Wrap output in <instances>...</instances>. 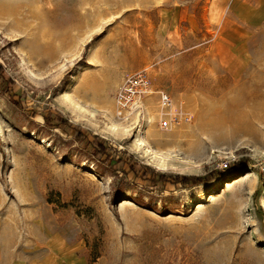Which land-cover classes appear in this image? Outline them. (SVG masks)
<instances>
[{"label": "rangeland", "instance_id": "374dc122", "mask_svg": "<svg viewBox=\"0 0 264 264\" xmlns=\"http://www.w3.org/2000/svg\"><path fill=\"white\" fill-rule=\"evenodd\" d=\"M220 1L0 0V65L15 82L11 95L0 89V264H264V0L187 10ZM142 70L154 89L144 116L113 134L115 95ZM69 88L94 117L63 99ZM157 89L187 101L192 123L162 129ZM48 109L159 171L222 174L116 198V176L44 126ZM141 126L167 170L135 148Z\"/></svg>", "mask_w": 264, "mask_h": 264}, {"label": "trees", "instance_id": "16d2710c", "mask_svg": "<svg viewBox=\"0 0 264 264\" xmlns=\"http://www.w3.org/2000/svg\"><path fill=\"white\" fill-rule=\"evenodd\" d=\"M15 82L0 65V89L9 93L14 89ZM11 95V94H10ZM16 104L19 102L12 99ZM21 106V105H19ZM44 126L50 130H60L67 134L79 145L91 160H93L100 171L108 170L116 178L117 187L114 196L117 198L125 187L129 190L133 186L143 188L149 193H165L170 190V185L175 187L181 185L184 188H192L201 184L209 183L222 174L221 170H213L205 175L169 174L159 171L149 165L143 164L138 158L126 150L118 149L100 135L86 132L80 125L72 123L62 113L48 109L42 114ZM244 150V149H243ZM250 160H244L247 164ZM239 163L230 165L229 172H238ZM124 177V178H121ZM125 182V184L123 183ZM258 194V193H256ZM137 203L149 206L141 198L136 199Z\"/></svg>", "mask_w": 264, "mask_h": 264}, {"label": "built area", "instance_id": "2783aa9c", "mask_svg": "<svg viewBox=\"0 0 264 264\" xmlns=\"http://www.w3.org/2000/svg\"><path fill=\"white\" fill-rule=\"evenodd\" d=\"M153 83L146 70L128 76L118 89L116 110L121 118L131 115L144 116L143 99L153 92ZM158 94V123L162 129L184 126L192 123L193 115L187 101L177 103L174 97L164 89H157Z\"/></svg>", "mask_w": 264, "mask_h": 264}, {"label": "bare ground", "instance_id": "6f19581e", "mask_svg": "<svg viewBox=\"0 0 264 264\" xmlns=\"http://www.w3.org/2000/svg\"><path fill=\"white\" fill-rule=\"evenodd\" d=\"M34 48V47H33ZM106 50V49H105ZM94 60V59H93ZM36 76V75H34ZM94 82H92L91 80L86 82L85 85V91L90 90L91 88H95L94 87ZM76 84H77V78L76 76L73 77V83L71 84V87L73 89L76 88ZM71 88H69L68 90L63 92V99L66 102H69L71 104V106L76 109L79 110L80 112H90L88 111V109H86L85 107H83L82 105L78 104V102H76L72 96H71ZM144 104V103H143ZM92 114V116L94 117L95 113L94 112H90ZM112 113V112H111ZM119 113L116 110V114L113 116H110V124H107V129L113 133V134H119L121 132H129L131 130V128H128L127 125L124 124V122L121 120L122 118H119ZM206 116L202 115V120L206 122L205 120ZM247 124L248 121L246 120V116H244L243 120H242V126L247 129ZM219 129V127L217 128ZM1 132L3 133V130L1 129ZM144 135V130L142 129V126L140 127L139 131H138V135L134 141V146L137 150H142L143 153L149 158V160L151 162H153L154 164H156V166L161 169V170H167L169 164L166 162V156L163 155L162 153H160L157 149L155 150L148 142V140H146V138L143 136ZM155 143H157L158 145L162 144L163 142L167 141L165 138L161 137V136H157L155 137ZM203 145V142L195 145V148H201V146ZM200 146V147H199ZM219 151V149H214L213 152ZM253 176H256L255 172L252 173H248L245 176H243L241 179L239 180H235L234 184L240 182L241 180H246L249 179ZM127 204H131L130 201L128 200H124L121 204V207H125Z\"/></svg>", "mask_w": 264, "mask_h": 264}, {"label": "crops", "instance_id": "0c3cea01", "mask_svg": "<svg viewBox=\"0 0 264 264\" xmlns=\"http://www.w3.org/2000/svg\"><path fill=\"white\" fill-rule=\"evenodd\" d=\"M224 3V0H221L219 3H215V2H212L211 4H208V3H205V5L203 7H201L200 9H198V5L199 3H195L194 5L196 6L195 9H194V5L192 6H188V11H191V10H194V11H197V10H202L204 12L206 11H209V10H218V11H227L228 7H227V4H223ZM212 5H215L214 9H211L210 6ZM210 7V8H209Z\"/></svg>", "mask_w": 264, "mask_h": 264}]
</instances>
